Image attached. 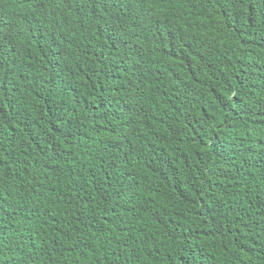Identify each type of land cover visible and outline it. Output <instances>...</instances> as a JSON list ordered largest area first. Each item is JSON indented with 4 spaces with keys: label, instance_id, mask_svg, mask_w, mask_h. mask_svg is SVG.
<instances>
[{
    "label": "trees",
    "instance_id": "obj_1",
    "mask_svg": "<svg viewBox=\"0 0 264 264\" xmlns=\"http://www.w3.org/2000/svg\"><path fill=\"white\" fill-rule=\"evenodd\" d=\"M144 3L46 0L26 76L0 41V264H264V0H149L175 15L120 48L127 76L156 72L139 93L113 83L116 59L96 67L148 28Z\"/></svg>",
    "mask_w": 264,
    "mask_h": 264
},
{
    "label": "clouds",
    "instance_id": "obj_2",
    "mask_svg": "<svg viewBox=\"0 0 264 264\" xmlns=\"http://www.w3.org/2000/svg\"><path fill=\"white\" fill-rule=\"evenodd\" d=\"M45 1L46 0H14V2L17 4V7L16 5L15 6L13 5L15 7V16L17 20L14 30L8 36H3L0 34V41L2 43L3 42L7 43V45L13 49L12 50L13 56H11V63L13 64V68L15 69V72L13 73L16 75L20 76L24 74V76H26L29 74V71H32L33 67L18 71V68L21 65H23L26 62V60L29 63L37 62L36 65L41 64L40 63L41 58L39 56L40 51L39 48L37 47L38 44L36 45V43L32 41L30 37H28L27 32L30 28L37 29V27L39 26L37 22L41 18L45 17V13L47 11L48 12L50 11L49 9L50 7H48L45 4ZM184 1L185 3L192 4V0H184ZM148 2L149 0H145V3L141 7L142 10L141 15L147 20L149 24L148 28L146 29L133 28L131 33L124 36L123 39H121L111 48L107 57L102 62H100L99 65L96 67L97 70L100 71L101 68L105 67L110 61L116 59L117 63H115V66L113 67V83L119 88L130 87L132 90H135L139 93L144 90L143 83L146 82L156 83L150 77V76H156V72H153L151 74H141L140 77L127 76L126 70L133 67L127 66V53L121 54L120 48L122 47L127 51L139 52L143 47L150 44L152 41L162 38L163 26L165 22L173 21L175 15V13H172L169 16H165V14L159 15L155 13L153 10L148 8ZM148 16H150L153 22L157 25L156 30L153 31L151 30V25L149 23ZM74 23L66 26V29L68 30ZM107 23H108V28L106 31L111 32L115 26L110 22ZM112 38L114 40L118 39V37H112ZM16 41L23 43V46L20 48H16L14 46V43ZM167 54H168L167 59H169L170 53L167 52ZM167 62L168 61H166V64ZM93 96H94V92L91 90V88H88L81 93L80 101L89 100L91 103V99L93 98ZM111 116L113 117L112 114ZM86 121L94 123L93 126H101V125L104 127L110 126L109 125L110 121L108 118L99 117L89 109H87L86 111ZM93 138L95 137H90L91 140Z\"/></svg>",
    "mask_w": 264,
    "mask_h": 264
}]
</instances>
